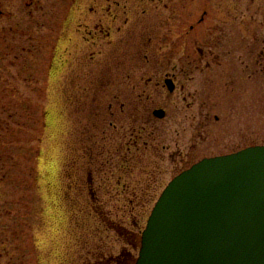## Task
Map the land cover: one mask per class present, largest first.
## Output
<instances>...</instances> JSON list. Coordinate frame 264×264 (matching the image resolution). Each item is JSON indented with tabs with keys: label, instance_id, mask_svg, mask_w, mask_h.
I'll return each mask as SVG.
<instances>
[{
	"label": "rangeland",
	"instance_id": "1",
	"mask_svg": "<svg viewBox=\"0 0 264 264\" xmlns=\"http://www.w3.org/2000/svg\"><path fill=\"white\" fill-rule=\"evenodd\" d=\"M262 144L264 0H0V264H135L176 175Z\"/></svg>",
	"mask_w": 264,
	"mask_h": 264
},
{
	"label": "water",
	"instance_id": "2",
	"mask_svg": "<svg viewBox=\"0 0 264 264\" xmlns=\"http://www.w3.org/2000/svg\"><path fill=\"white\" fill-rule=\"evenodd\" d=\"M165 83L175 90L171 78ZM135 264H264V144L203 158L175 176Z\"/></svg>",
	"mask_w": 264,
	"mask_h": 264
},
{
	"label": "flooded vegetation",
	"instance_id": "3",
	"mask_svg": "<svg viewBox=\"0 0 264 264\" xmlns=\"http://www.w3.org/2000/svg\"><path fill=\"white\" fill-rule=\"evenodd\" d=\"M166 78H171V79L174 81L172 75H168ZM174 83H175V81H174ZM175 84H176V83H175ZM165 116H166V115H165Z\"/></svg>",
	"mask_w": 264,
	"mask_h": 264
}]
</instances>
